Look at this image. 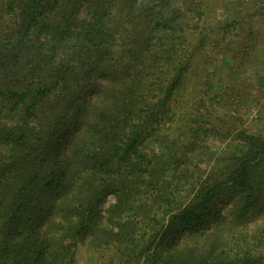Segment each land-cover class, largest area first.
Here are the masks:
<instances>
[{
  "label": "trees",
  "instance_id": "16d2710c",
  "mask_svg": "<svg viewBox=\"0 0 264 264\" xmlns=\"http://www.w3.org/2000/svg\"><path fill=\"white\" fill-rule=\"evenodd\" d=\"M253 107L264 0H0V264H264Z\"/></svg>",
  "mask_w": 264,
  "mask_h": 264
},
{
  "label": "rangeland",
  "instance_id": "374dc122",
  "mask_svg": "<svg viewBox=\"0 0 264 264\" xmlns=\"http://www.w3.org/2000/svg\"><path fill=\"white\" fill-rule=\"evenodd\" d=\"M222 14V13H221ZM260 74L258 67H254L251 77L252 78H256L258 77ZM264 118V112L260 111L257 107H253L250 110V113L247 114L246 116V120L249 124H251L254 127H258L260 122L262 123V119ZM222 147H219V145H213V149L212 151L209 153V155L207 156V164L208 165H213L217 162L218 159V153H219V149ZM109 200H113V197L110 196ZM107 204V203H106ZM85 260H81V262L83 261V263H87L89 260V258H87L86 255H82L81 258H84Z\"/></svg>",
  "mask_w": 264,
  "mask_h": 264
}]
</instances>
